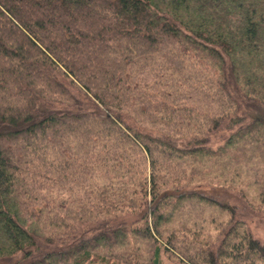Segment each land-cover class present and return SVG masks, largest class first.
Returning a JSON list of instances; mask_svg holds the SVG:
<instances>
[{"label": "trees", "instance_id": "16d2710c", "mask_svg": "<svg viewBox=\"0 0 264 264\" xmlns=\"http://www.w3.org/2000/svg\"><path fill=\"white\" fill-rule=\"evenodd\" d=\"M263 61L264 0H172L163 12L147 0H0V258L160 264L164 250L186 264H264V241L191 187L205 176L186 166L227 132L229 165L264 198V116L242 112L234 84L264 105ZM168 180L177 188L162 192ZM203 202L231 213L211 221L216 241L172 223ZM37 205L65 207L51 223L66 242L40 248ZM137 210L141 223L103 222ZM69 215H94V234Z\"/></svg>", "mask_w": 264, "mask_h": 264}, {"label": "rangeland", "instance_id": "374dc122", "mask_svg": "<svg viewBox=\"0 0 264 264\" xmlns=\"http://www.w3.org/2000/svg\"><path fill=\"white\" fill-rule=\"evenodd\" d=\"M153 5L157 6L162 12L165 11L172 0H147ZM264 65V61H263ZM235 90L241 96L243 100L241 104L242 112L247 113L250 116L261 115L264 116V105L260 102L252 100L251 98L244 96L241 90V84L238 81L234 82ZM234 88V85L232 86ZM228 137L227 132H216L212 136V141L209 143L210 150L205 157L198 158L202 162L190 163L186 162V166L192 169L195 164L196 171L203 172L205 177H196L191 183V187L203 189L212 195H217L218 199H221L230 204V206L235 207L236 218L243 220L246 225L251 229L252 233L262 241H264V198L260 195V188L257 184L253 183L252 178L249 176L251 171L246 170L245 167H236V165L231 162L229 165V149L225 148V139ZM223 152H226L223 154ZM223 154V155H222ZM192 165V166H191ZM260 169V172L263 171V168L258 167L256 171ZM172 180L165 181L163 183L162 192L167 187L169 188L172 184L174 188H177ZM189 203V201H187ZM197 206V205H196ZM189 205H186L184 210L178 212V220L174 218L172 223H176V226L182 227L184 225H190L189 229L191 232L202 241H216L220 231L222 230L219 227L218 222L211 223L215 218L221 221V225H226L230 221L231 213L229 210L224 211L218 206L210 205L207 202H203L202 207L204 210L199 208L191 210L188 209ZM199 207V204H198ZM65 207L61 210H42V207L37 205L33 212H28L29 223H33L34 233L36 234V239L40 248L45 249L50 244H53L52 241L58 243L66 242V227H60L56 224L51 223L54 219L52 216L54 214H60L63 212ZM146 208V207H144ZM141 211H134V214H127L121 212L111 213L109 219H105V225L109 228L117 226L121 219H125V222L131 224L133 220L141 223L142 214ZM41 214H44L43 216ZM72 215V214H71ZM69 215L66 222L71 226L76 224H81L84 227L85 236H92L95 232L93 229L87 230L86 223L89 220H93L95 217H86V215L76 216V218ZM137 216V218H136ZM206 217V219H205ZM51 218V219H49ZM117 219V220H116ZM205 219V221H203ZM138 223V224H139ZM60 224V223H59ZM137 224V225H138ZM136 225V226H137ZM220 225V226H221ZM201 226V227H200ZM128 228V227H127ZM68 230V229H67ZM130 229L128 230V235H130L131 240L135 241L136 237L130 234ZM40 236V237H39ZM61 237V239L59 238ZM43 237H51L52 240L45 241ZM198 239V240H199ZM204 241V242H206ZM162 243V242H161ZM203 243V242H202ZM20 253L12 257H1L0 264H15L17 260L20 259ZM178 257V254H175ZM176 256L168 254L166 251L162 250L160 253V264H186V261H181ZM88 264H118L113 262V260H104V261H92Z\"/></svg>", "mask_w": 264, "mask_h": 264}]
</instances>
